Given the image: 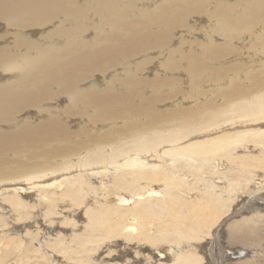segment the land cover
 Segmentation results:
<instances>
[{
  "label": "bare ground",
  "instance_id": "bare-ground-1",
  "mask_svg": "<svg viewBox=\"0 0 264 264\" xmlns=\"http://www.w3.org/2000/svg\"><path fill=\"white\" fill-rule=\"evenodd\" d=\"M196 2L197 0H162L159 3L154 0L146 2L142 0H0V27L5 26L0 32V67L13 74L8 82L0 86V190L7 191L1 202L13 208L16 220L24 221L28 214L25 213L27 205L22 194L31 193L29 184L27 186L25 182L34 187L38 186L37 195L40 199L48 198L47 206L54 205L59 200L63 202L72 200L73 206L79 208L89 197L93 199V204L88 203L83 214L91 225V230L87 234L82 233L84 236L77 249L80 255L74 257L78 264H97L92 261V252L98 251L104 243L112 240H125L134 243L136 248H149L151 255L150 257L145 255V259L140 260L141 264H149L150 261L152 264H201L202 257L196 253L191 251L185 254L183 247L187 242L184 241L194 239L193 237H196V240L212 237L211 229L225 216L220 208L223 204L219 205V202H224L225 209L231 208L230 202L235 196L224 194L228 196L225 199L220 195L221 193L213 191V187L215 188L217 184L216 180L213 184L209 180L210 177L208 181L207 177H203L207 182L206 186L203 183L201 185L206 187L204 191L206 196L207 194L210 196L197 201V206L187 212L185 205L180 206L184 200L183 196L176 191L186 187V183L180 180L173 170L179 168V164L181 166L186 161L188 164L189 161L196 159L202 163V166L192 168L194 173L209 170L210 167L214 170L213 173L215 171L218 173L217 163L220 161L215 162L220 158L234 161L233 166L239 171L243 170L244 160L236 157L231 151L232 143L241 138L233 136L238 131L233 134H228V130L227 133H215L217 131L208 133V131L225 124L238 126L237 122H241L242 128L264 117V88L258 75L252 72L255 68L248 69V65L244 62L247 65L244 69H248L245 75H249L250 81L254 82L253 86L247 84L251 88L244 89L238 85L239 83H236L238 73L233 72L231 87L220 91L224 94V98L223 95L220 96L224 99L222 104H210L207 101L209 104L196 103L192 108L188 106V108H174L167 112H161V109L155 112L153 107L160 106V103H165L167 99L170 100V96L162 94L161 87L166 84L174 85L171 83L172 77L153 78L155 83L148 82L154 86L153 90L150 91L151 86L150 94L146 95L144 87L148 78L144 79L140 74L144 68L143 66L140 68L141 65L149 62V53L156 50L161 55L168 46L167 43H171L168 38L173 32L169 29L174 26L176 18H184L194 11ZM216 8L217 6L214 10ZM209 15L214 16L212 13ZM214 18L217 24L219 22L220 30L224 29L226 32L239 27L243 29L246 25L253 26L254 22L262 23L263 34L264 0H251L238 13H235L232 7H218ZM155 25L158 27L155 28ZM262 34L258 35L256 45H259L258 49L264 54V34ZM204 46L203 49L206 48L207 52L205 49L203 52L205 51L212 60L214 57L218 59V56L225 54H220L222 51L229 49L227 47L221 51L222 47L220 48L212 40L207 41ZM174 52L172 48L169 49L170 55ZM188 54L191 71L195 74L192 77L194 78L192 84L195 85L199 83V78L206 75L207 71L203 69L213 71L216 67L214 65L213 69L212 61L211 64L209 62L210 65L205 64L207 60H202L203 63L198 58L194 59L192 52ZM140 57L142 61L134 67L135 59ZM254 64L256 66V62ZM259 64L262 66L264 62L260 60ZM164 65L171 69L169 64L164 63ZM119 66L122 67L121 71H118L119 82L127 84L125 90L119 89L116 82L106 84L103 80L98 82L99 80L94 77L96 73L101 75L111 73ZM240 66H238L239 70ZM258 67L260 66L256 68ZM216 71L218 72L219 69ZM243 72H240L242 79L245 78L244 75L242 76ZM222 74L225 78L224 72L221 71ZM208 77L210 78V75ZM248 77L246 79H249ZM7 79L8 75L0 71V83ZM116 80V78H108V81ZM218 80L219 78L215 81L217 83L222 81V79L219 82ZM202 82L201 80L200 83ZM198 86L192 87L195 91H199ZM135 89L140 91L135 94ZM64 102L66 105H63ZM52 104H57V108L52 107ZM29 108H35V114H26L25 111ZM76 122L80 126L78 130L71 128ZM212 133L215 134L209 138ZM195 134H198L197 136L206 134L207 138L202 141L204 143L179 146L180 141ZM247 142L249 143V140ZM166 145L168 148L170 145L172 147L170 146L167 151L163 147L161 151H157L161 146ZM143 151L151 154L153 151L157 152L158 155L155 157L163 158L162 160L170 156L169 159L167 158L171 160L169 166L164 165L165 160V163H162L159 159L160 164H156L159 162L157 160V162L150 160L151 164L143 160L144 156L140 157ZM163 165L165 168L160 170ZM189 165L192 166L191 163ZM231 165L228 166L231 168ZM61 172L68 173H63V177L58 176ZM220 173L222 176L219 178L226 181L224 184L227 188L230 187V193H237L238 188L242 186L239 175L228 177L227 173ZM55 175L58 176L55 178L56 181L51 180L50 184L42 183L44 179ZM157 184L163 185L167 191L160 194L156 190L157 187L153 188ZM225 186L222 185L221 190L225 191ZM125 192L130 194L127 196ZM200 193L190 194L189 198L198 200ZM3 208L0 206V211L4 210ZM52 210L51 208L47 214H51ZM162 214L164 216L160 219ZM2 215L0 214V226L4 219ZM248 218L231 222L228 225L226 238L238 241L244 247L260 243L262 241L258 231L260 228L255 226L258 218ZM169 224L173 231L172 236L169 235ZM218 230L216 229L217 233ZM29 234L30 232H27L24 235L25 242L23 238L15 236H12L11 240L16 247L23 246L25 255H33L38 259L43 254L33 243L37 238L32 239ZM35 234L33 236L37 235ZM213 236L214 246L209 240L206 245H212L215 250H219L218 253L228 252L232 254V258L241 254L239 247L234 251L224 249L223 247L226 246H223L220 240H216L219 235L213 233ZM250 239L257 241L251 242ZM62 240H58L60 244L57 250L61 254L65 252V255L73 253L76 248L69 249L65 244L63 246ZM160 242L163 245H158ZM214 252L211 251L210 259ZM225 257H228L226 253ZM173 260L176 261L170 262ZM61 262L66 263L60 260L59 264ZM239 264H260V262L253 259Z\"/></svg>",
  "mask_w": 264,
  "mask_h": 264
},
{
  "label": "rangeland",
  "instance_id": "rangeland-1",
  "mask_svg": "<svg viewBox=\"0 0 264 264\" xmlns=\"http://www.w3.org/2000/svg\"><path fill=\"white\" fill-rule=\"evenodd\" d=\"M146 1L147 0H142V2H146ZM161 1L162 0H154V2H156V3H159ZM250 1L251 0H221V1H219V0H201V1L197 0V2H196L197 6H196V9L194 11H191L184 18H176V21H174V23H173L174 26L172 25L173 27H171L169 29L173 32L172 35L168 38L171 40L170 41L171 43L168 42L167 43L168 46L166 44L167 47L165 48V51H163L161 55L158 52H156V50H153L151 53H149V56H150L149 62L144 63L140 67V68L144 67L141 70L142 73L140 72L142 78L143 77H144V79L148 78L147 82L145 83V87H144V91H145L146 95L150 94V91L153 90L154 86H152V84H149V83H155L156 81L153 78H155L156 76H160L162 78H168V77L171 78L172 77L171 83L172 84L174 83V85H175L174 86V85L166 84V85H163L161 87L163 89L162 94H165L166 96H170L171 98H170V100L169 99L165 100L164 101L165 103L161 102L160 106L154 105L153 110L155 112H157L158 109H161L162 110L161 112H167L170 109H174V108H176V109L188 108V107L192 108V107H194V105H196V103L197 104H203V103L204 104H209V103L210 104L211 103H217V104L221 103L222 104V102L224 100L223 99L224 94L220 93V91L222 92L223 90L229 89L231 87V85H232L231 80H233L232 78H233L235 72L238 73L237 79H236L237 80L236 83H239L238 85H240L244 89L245 88H251V86H253L252 83H254V82L250 81L251 78L248 77L249 75H245V72L248 69H252V68H255L252 72H254L255 74L258 75V78L261 80V81L260 80L259 81H260L261 85L263 84V88H264V73H263L264 72V70H263L264 65L261 66V64H259L260 60H262V62H264V58H263L264 54L260 52L261 49H258L259 45H256V43H257L256 40H258L259 36H260L259 34H262V30H263L262 27L263 26H261V25H263V24L262 23L261 24L260 23L255 24L256 22H254V25H253V23L251 22V24L253 26L256 25L257 28L256 27L253 28V26L246 25V27H248V26L249 27L248 28L243 27V29L241 27L236 28V29H238L239 32L236 29H233L231 32H230V30H229V32H226V30H224V29L220 30L219 22L217 24L216 18H214L215 11L218 7H224V8L232 7V8H234V12L238 13V12L242 11L243 6L245 7ZM219 2H221L220 5H218ZM150 4H154V3H150ZM215 6H217V8L214 10ZM202 7H204L205 11L207 10L208 12H205ZM212 10H214V11L212 12ZM209 11L214 16L211 17V15H209V14H211V13H209ZM248 24H250V23H248ZM157 27H158V25H155V28H157ZM251 27H252V29H250ZM4 29H5V26L0 27V32H2ZM48 29H46V30H48ZM249 29H250V31H249ZM259 29H260V31H258ZM244 33L246 36L244 35ZM263 34H264V32H263ZM239 36H240V38H239ZM241 37H242V39H241ZM211 40H212V42H214L218 46H220V48L222 47L220 49L221 51L227 49V47L229 49L231 47L230 50L227 49V50H225L226 52L222 51V53H220V54H223V53L226 54L227 52H229V51L230 52L227 53L226 55L223 54L222 56L221 55L218 56L220 59L219 58L217 59L216 57H214L215 60L214 59L212 60V58L208 57V55L206 53L207 52L206 48H204L206 52L205 51L203 52V50H204L203 47H205L204 46L205 43H207V41H211ZM228 42L229 43L231 42L230 45ZM232 45H233V47H232ZM255 46H257V48ZM170 47L172 48L173 51H175L173 53V55H170V53H169V49L171 50ZM224 47H226V48H224ZM190 52L193 53L194 59L198 58L200 61L207 60V61H205V64H209V62L212 61L214 63V64L212 63L213 69L215 67L217 68V69L215 68L213 71L210 69H203L204 71H207V73H210V74L207 75V73H206V75L204 74L201 77V79L200 78L198 79L200 81L201 80L203 81L202 84L200 83V81H199V83H196L195 85H193L194 83L192 84V80L194 79L192 77H194L195 74L191 71V60H190L189 54H188ZM201 57H202V59H200ZM140 61H142V57L135 59V61H134L135 64H133V66L135 67L137 64L140 63ZM235 61H237L239 64ZM241 61H243V63ZM244 62H246L248 67L246 64H244ZM255 62H256V66L254 64ZM164 63L169 64L171 69L169 70L164 65ZM186 64H187V66H186ZM210 64H211V62H210ZM243 64L245 65V67ZM257 64H259V65H257ZM173 65H175L174 68H173ZM214 65H215V67H214ZM234 65H237V66H235V68L233 70H230L233 68ZM176 66H177V69H176ZM238 66H240V68H241L240 70H239ZM257 66H260L262 68H260V67L256 68ZM246 67L248 69L245 70L244 68H246ZM242 68H243V70H242ZM259 68H260V71H259ZM121 69H122V67L119 66L115 70L111 71V73H105V74L103 73L102 75H101V73H96V75L94 77L96 78L97 81L99 80L98 82H100V80H103V82H105L106 84H112L113 82H116L119 89L125 90L126 89L125 86L127 84L119 82L120 76H118V71H121ZM218 69H219V71H218L219 73L216 71ZM256 69H257V72H260V73H257ZM261 70H263V71H261ZM0 71H2L4 74L8 75V79L0 83V86H1V85L5 84L6 82H8L12 78L13 74L9 73L8 71L3 70V68H1V67H0ZM221 71L224 72V74L226 76L225 78H224L223 74L221 75ZM240 72L244 73V74H242V76L244 75V77H245V78L243 77L244 79H242ZM230 73H231V77H229ZM227 74H228V76H227ZM209 75H210V78L208 77ZM196 77H198V76H196ZM203 77H205V78H203ZM247 77L249 79H246ZM104 78H106V80H104ZM108 78H116L118 81L117 80L116 81H108ZM150 78L153 80H149ZM208 78H209V80H207ZM213 78H215L216 81L219 78L218 82L221 79H222V81L217 83L215 80H213ZM174 79H175V82H174ZM249 81L251 83H249ZM247 84H250L251 86L247 85ZM176 85L178 87H176ZM198 85H200V86H198ZM218 85H220V86L218 87ZM147 86H149V87H147ZM192 86H198L201 89L198 88L199 91H195ZM223 86H225V87H223ZM150 87L152 89H150ZM217 88H218V90H217ZM149 89H150V91H149ZM139 91L140 90L135 89L134 93L137 94ZM171 91H172V94H171ZM222 95H223V98H221ZM172 96H173V98H172ZM61 98H67V97L61 96ZM63 105H66V102H64ZM57 106H58L57 104H52V107H54V108H57ZM35 112H36L35 108H29L25 111V113L29 114V115L35 114ZM258 121H260V122L257 123ZM258 121H256L253 124L248 123V124H250V126L248 124H246L244 126L242 125L243 126L242 128L240 125L241 122H237L238 126H236L234 124H232V125L231 124H229V125L225 124L224 126L223 125L222 126H216L215 128L210 129L211 131H208V133L215 132V131H217L215 133H218V132L227 133L226 131L228 130L229 131L228 134L229 133L233 134L234 132L238 131L233 136H239L241 138L232 143L231 151L233 152V154H235L236 157H240L244 160V164H243L244 168L242 171H239L236 166H233L234 161H231V160L227 161L228 160L227 158H222L223 159L222 160L220 157H218L220 159L217 158L218 160H216V162H215V163H217L220 161V163H217L218 164V171H219L218 173H216V171H215V173H213L214 170H211V167H210L209 170L197 173V174H199V175H197L196 173H194L193 169H194V167H199V166L201 167L202 166V163L200 161H198L196 159L189 161L188 164L191 163L192 166L191 165L188 166V164H186L187 163V161H186L183 164H181L182 168H181L180 164L178 163V161H176V164L177 165L179 164L178 165L179 168H175V170H173V171H175L178 178L180 177L179 178L180 180H182L183 182L186 183V187L180 188L176 191H178L179 194L183 196L182 198L184 200H183V203L180 204V206L185 205L187 207V212L191 211L193 207L197 206V201H201L202 198L210 196L208 194L206 196V194L204 192L206 190L205 189L206 187H204V186H206V182L208 181L209 177H210L209 180L212 181L213 184H215V182L217 184L219 183V186H217V184H215L216 186H215V188L213 187V191L217 192L218 194L221 193L220 195L224 196L225 199L228 197V196H226L228 194H230V195L232 194L231 196H235L232 198L233 201L230 202L231 208H229V210L224 208V202L223 201L219 202V205L221 203L223 204V206L220 205V208L222 209V212L225 213V216H223L221 218V220L215 226H213V228L211 229L212 230V237L210 236L209 239L206 238V239H202V240H196L197 238L193 237L194 239H190L189 241H186V240L184 241V242H187L184 244V247H183L185 254L187 252H191V251L194 252V254L196 253L198 256L202 257L201 264H239V263H243L245 261L249 262L253 259H254V261L258 260L260 262V264L261 263L264 264V213H263L264 212V187H263L264 186V129H262V128H264V117L259 119ZM244 123H246V122H244ZM245 126H247V128ZM79 127L80 126H79L78 122H76V124L73 123L71 125V128L74 130H78ZM250 128H251V130H250ZM257 128H259V129H257ZM260 129H262V130H260ZM222 130H224V131H222ZM204 132L207 133L206 131H204ZM215 133L210 134V136L208 134L209 138H211V136L214 135ZM239 133H241V134H239ZM197 135L198 134H195V136L189 137L188 139L187 138L183 139L182 141L179 142L180 143L179 146L183 147V146H186L189 144H195L198 142L204 143L202 141L205 138H207V135L206 134H201L199 136H197ZM254 137H256V138H254ZM258 137H259V140H258ZM190 140L193 142L191 143ZM246 140L247 141L249 140V143ZM187 141H188V143H187ZM195 141H197V142H195ZM260 141H263V142H260ZM184 142H186L187 144H184ZM240 145H242V146H240ZM167 146L168 145L161 146L159 149H157V151L158 152H159V150L161 151L162 147L164 148L165 151H167L169 148L172 147L171 145H170L171 147L169 146V148ZM163 151H162V153H163ZM234 151H235V153H234ZM243 152H245V153H243ZM156 155H158V154H157V152L155 153L154 151L152 152V154H151V152H146V151H143V153H140V157L144 156L142 159L145 161H148V162H150V160H152V162H157V161H159V159H160V161L163 159V158L155 157ZM249 155H250V157H249ZM154 157H155V159H154ZM167 158L169 159L170 156L164 157V160L166 161V163L164 160H162V163H165L164 164L165 166H169L168 163L170 164V161H171V160H168ZM160 161L157 162L156 164H160L161 163ZM246 161H248L247 164H246ZM152 162H150V164ZM181 162H183V161H181ZM192 162L195 164H193ZM257 162H258V164H257ZM222 163H223V165H222ZM219 164H220V166H219ZM230 164H232L231 168H230V166H228ZM164 165L162 166V168H160V170L161 169L163 170L165 168ZM185 165H187V167L184 168ZM223 167L225 170L223 169ZM229 170L232 171V174H231V171H229ZM204 172L206 174L209 173V175L210 174L211 175L209 176L207 174V176H206V174ZM220 172H225L224 174L227 173L226 175L228 177H231L234 175L235 176L239 175L240 179H242V186H240L238 188L239 190L237 191L239 196L235 192L230 193V187L227 188L224 184L226 181H223L224 179L219 178L220 176H222ZM237 172H238V174H237ZM61 173H58L59 174L58 176L63 177V175H64L63 173H68V172H63L62 174ZM203 174H205V175H203ZM252 174H255V175H252ZM191 175H192V177H191ZM194 175H195V177H194ZM243 175H244V177H243ZM58 176L55 175L53 177L51 176L49 178H46L42 181V183L43 184H50L52 181H56L55 178ZM190 177L193 180H191ZM203 177H207V181H206V178H203ZM248 178H249V180H248ZM202 183L204 186L201 185ZM25 184L26 185L29 184V186L28 185L27 186L29 187V189H31V193L33 195L31 193L22 194L23 195L22 197L26 201V205H27V209H26L25 213L28 214V216L26 218L27 220L23 219L24 221L16 220L17 217L15 216L16 214L13 212V208L10 207L9 205H7V203L2 204L1 198L7 193V191L4 190L5 191L4 192L3 190H0V193L3 191L1 193L2 196L0 195L1 196L0 197V206L4 207L3 208L4 210L0 211L1 212L0 214L1 215L3 214L2 216L4 218L3 221L1 222L2 225L0 226V264H8V263H10V264H15V263L16 264H25V263L30 264L31 262H32L31 264H34V263L35 264H59L60 260H64L66 262L65 264H78V261H76L75 258L80 255V253H77V249H79V246H78L79 242L82 240V237L84 236V234L89 233L91 230V225L88 223L87 218L83 214H84V210H85L86 205L88 203L93 204V199H91L89 197L88 200L86 199L87 201L85 200V203L83 205H81V207H79V208L77 206H75V207L73 206L74 202L72 200L71 201L65 200L64 202L62 200H59V201H57L58 203H55L54 205L47 206V204H48L47 199L48 198L47 199H44V198L40 199V197L37 195L39 193L38 186L34 187V185H32L28 182L27 183L25 182ZM189 184L191 185V187ZM243 184H244V188H243ZM200 185H201V187H200ZM222 185H223V187L224 186L226 187L224 190L227 193L225 191L221 190ZM194 186L196 188H194ZM155 187L158 188L156 190L159 191L160 194H163L165 191H167V188H165L163 185L157 184V185H154L153 188H155ZM159 187H160V189H159ZM188 188H191V189L188 190ZM219 191H221V192H219ZM228 191H229V193H228ZM127 193L128 194H126V192H125V195L128 196L130 193L129 192H127ZM199 193H200V196H199L198 200H196L195 198H193V199L189 198L190 194L191 195H195V194L199 195ZM234 193L236 195H234ZM224 194H226V195H224ZM186 201H188L190 204ZM201 207L203 208V204H201ZM51 208L53 209L51 214H47V213H49V210ZM163 216H164V214H162V217L160 219H162ZM251 217L252 218H258V221L256 222L255 226H258L260 228V230H258L259 235L262 238V241L260 243L257 242L256 245H246V247H244V245L241 243L239 244L238 241L235 242V241H231V240L226 238L228 225L231 222H234L237 220L243 221V219L247 220V218L250 219ZM76 221H78V222H76ZM69 222H71V223H69ZM74 222H76V223H74ZM78 223H79V225H77ZM69 224H71L72 226ZM251 224H253V222ZM168 227H169V233H170L169 235L172 236L173 231H172L170 224L168 225ZM216 229H219L218 233L216 232ZM38 231H40V232H38ZM27 232H30V234L28 236L32 237V239H34V237L38 239V240L34 239L33 243H35L36 247L40 249V252L43 254L42 257L36 259V258H34L33 255H25V253L23 251V246H22V248L16 247L14 245V242L11 240V237L15 236L16 238L17 237L23 238L24 239L23 241L25 242L24 235ZM37 232H38V234H37ZM80 232H81V234H80ZM260 232H262V233H260ZM34 233H36L37 235L35 234L36 236H33ZM82 233H84V234H82ZM213 233H215L216 235L217 234L219 235L216 237V240L217 239H218V241L220 240V243L223 246L224 245L226 246V248L223 247L224 249L229 250V251H234V250H237V248L239 247V249H241V250H239L241 252V254H238V257H236L237 256L236 255L234 258H232V254L225 252L226 255L228 256L226 258L225 253H218L219 250H215L213 248V246H214ZM77 236H79L78 238H80V237L81 238L78 239V238H76ZM72 237L75 239H73ZM52 238H54V239H52ZM64 238H67V239L64 240ZM224 238H226V239H224ZM58 240H62V245L63 246L66 245V247L68 246L69 249L76 248L75 251L73 253H67V255H65V252H62V254H61V252H59L57 250V247L60 244V243H58L59 242ZM66 240H67V242H66ZM208 240L212 241L213 246L212 245H206ZM250 240H251V242L257 241L256 239H250ZM69 241H70V243H69ZM68 243H69V245H68ZM50 244H52L53 247ZM104 244L102 245V247L98 251L92 252V261L96 262L97 264H99V263H103V264H120V263L121 264H141L140 260L145 259L144 258L145 255H148L149 257L151 255L150 250H148L149 248H147V249L142 248V247L136 248L134 243L125 242V240H116V241L112 240V241L106 242ZM258 244H260V245H258ZM158 245H163V243L160 242V243H158ZM20 250H22V251H20ZM136 250H138V253H136ZM211 251H213V252L216 251V252H214V254H212V258L210 259ZM242 251H244L245 253ZM54 253H55V256H54ZM215 258H216V260H215ZM241 260H242V262H241ZM74 261H75V263H74ZM175 261L176 260H173L170 262H175ZM60 264H62V262ZM149 264H152V261H150Z\"/></svg>",
  "mask_w": 264,
  "mask_h": 264
}]
</instances>
